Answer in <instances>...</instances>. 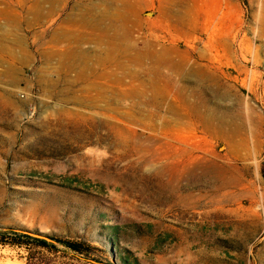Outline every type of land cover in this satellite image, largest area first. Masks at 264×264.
<instances>
[{"label":"rangeland","instance_id":"1","mask_svg":"<svg viewBox=\"0 0 264 264\" xmlns=\"http://www.w3.org/2000/svg\"><path fill=\"white\" fill-rule=\"evenodd\" d=\"M263 168L264 0H0V229L95 247L0 264H264Z\"/></svg>","mask_w":264,"mask_h":264},{"label":"trees","instance_id":"2","mask_svg":"<svg viewBox=\"0 0 264 264\" xmlns=\"http://www.w3.org/2000/svg\"><path fill=\"white\" fill-rule=\"evenodd\" d=\"M262 173L264 176V168ZM58 244L63 246L67 251H72L75 255L84 257H89L95 248L82 239H72L57 235L42 237L33 235L29 231H19L13 228L0 229V245L20 248L28 254H35L38 249H45L52 252L57 249Z\"/></svg>","mask_w":264,"mask_h":264},{"label":"crops","instance_id":"3","mask_svg":"<svg viewBox=\"0 0 264 264\" xmlns=\"http://www.w3.org/2000/svg\"><path fill=\"white\" fill-rule=\"evenodd\" d=\"M55 56L56 55H53V57H55ZM58 57H59V55H58ZM55 58H57V57H55ZM57 59H58V63H60L62 65L66 64V66L68 68L78 71V77L77 78L82 83V87H81L82 95L77 96V97L81 98V99L82 98H84V99L92 98L93 94H91V93L95 90L93 84L96 81V77L99 76L97 59H95V61H94L93 58L89 59L86 56L79 57V59H77V60H71V59H67V58L61 59L60 57ZM96 82H98V81H96Z\"/></svg>","mask_w":264,"mask_h":264},{"label":"bare ground","instance_id":"4","mask_svg":"<svg viewBox=\"0 0 264 264\" xmlns=\"http://www.w3.org/2000/svg\"><path fill=\"white\" fill-rule=\"evenodd\" d=\"M107 17V16H106ZM118 25V24H117ZM120 27V26H119ZM121 28V27H120ZM119 29V28H118ZM118 32V31H117ZM128 32V31H127ZM92 33V32H91ZM110 33V32H109ZM113 33H114V31H113ZM75 35V34H74ZM121 35V34H120ZM128 38V37H127ZM103 39V38H102ZM84 40V39H83ZM118 41V40H117ZM99 42V41H98ZM100 42H101V40H100ZM117 44V43H116ZM113 50V49H112ZM139 54V53H138ZM120 60V59H119ZM113 62V61H112ZM106 64V63H105ZM130 72V71H129ZM102 88V87H101ZM115 90V89H114ZM132 90V89H131ZM136 94V93H135ZM139 96V95H138ZM148 96V95H147ZM153 98V97H152ZM95 100V99H94ZM151 102H152V100H151ZM148 105V104H147ZM130 109V108H129ZM111 110V109H110ZM121 111V110H120ZM153 116V115H152ZM117 117V116H116ZM158 118V117H157ZM112 124V123H111ZM107 126V125H106ZM126 128V127H125ZM112 129V128H111ZM154 129V128H153ZM152 137V136H151Z\"/></svg>","mask_w":264,"mask_h":264},{"label":"water","instance_id":"5","mask_svg":"<svg viewBox=\"0 0 264 264\" xmlns=\"http://www.w3.org/2000/svg\"><path fill=\"white\" fill-rule=\"evenodd\" d=\"M100 264H108V263H100Z\"/></svg>","mask_w":264,"mask_h":264}]
</instances>
